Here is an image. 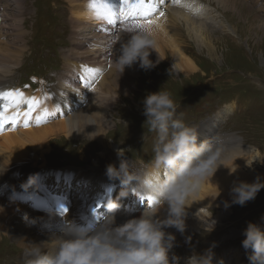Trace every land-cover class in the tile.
<instances>
[{"label": "rangeland", "instance_id": "1", "mask_svg": "<svg viewBox=\"0 0 264 264\" xmlns=\"http://www.w3.org/2000/svg\"><path fill=\"white\" fill-rule=\"evenodd\" d=\"M196 1L199 8L196 12H191L189 17L194 24L202 25L206 32L205 40H197L198 38L186 29L187 22L183 14L186 15L188 10L181 4V0H165L159 9L163 10L166 20H170L167 12L181 13V16L172 24L166 23V26L170 25L169 37L162 36L163 39L158 41L156 53L153 52L150 59L154 62L158 59L160 62L149 71H143L133 65L131 68L126 67L120 75L114 67L119 45L134 31L126 32L124 26L113 34L106 30L110 35L101 48L99 62L95 63L98 76L87 80L86 92L90 93L87 97L72 86V82L77 81L76 73L81 72L70 68L69 62H89L91 56L87 50L89 45L83 44V40L77 39L74 33L71 0H24L23 9L19 12L12 10V2L6 4L0 0V25L3 21V28L0 27V54L5 57L4 62L0 59L2 85L27 90L28 93L21 91L26 97L41 99V105L43 109L47 108V111L50 106L57 110L54 96L57 91L62 95L68 88L67 97L74 95L78 103H81L78 109L96 102L99 113L93 108V115L104 119L105 122L101 135H76L70 139L68 135L63 134L48 136L47 147L44 145L37 150L26 147L27 170L24 169L23 163H15L13 159L0 165L2 192H7L8 195L3 198L2 194L0 200L17 206L11 211L13 214L9 212L6 218L2 216L4 219L0 220V264H25L24 250L30 243L23 246L14 237L19 235L14 230L17 226L26 227L29 234L51 236L55 232L53 243L40 244L47 252L55 251L63 235L60 238V234L49 227L53 224L51 220L47 219L46 225L43 218L40 219L39 225L28 222L30 218L33 221L35 215L53 218L55 224L60 221L57 224L61 228L64 227V230L67 229L64 224L70 226L71 220L75 223L74 215L70 212L62 216L55 212H36L35 203L29 202L35 197L28 193L34 182L27 188L23 187L29 182V179H22L26 177V172L31 174L34 173L32 170L37 171L43 167H68L92 175L89 171L92 167L100 166L102 170H106L104 165L113 164V159L117 158V149H121L125 154L130 171L151 164L154 134L148 133L147 125L144 124L145 117L142 115V100L148 92H155L159 88L168 90L178 106V113L182 114L187 124L194 126H200L203 121L214 117L221 106L232 104V114L215 126L216 132L212 136L219 134L228 150L240 143L242 149L250 147L264 153V0ZM155 16L152 19L157 23ZM102 39L104 40V37ZM80 41V51L86 54L82 53L78 58L79 55L70 52L72 49L76 51L75 44ZM99 45L101 47L102 42ZM175 49L191 57L197 68L186 73L177 71L171 64ZM101 78H105L102 85L114 87L115 92L112 91L111 95L104 92L102 85L100 86ZM87 98L88 101L84 104ZM69 105L73 107L70 102ZM38 114L39 111L33 115L35 117ZM60 115L59 112L55 114L57 118L52 120L53 122L49 120L45 124L34 126L33 121L27 128L22 123H17L11 130L5 131L10 133L22 128L53 126L60 119ZM5 131H0V137L5 135ZM143 135L146 138L142 140ZM3 144L5 143L0 141V155L6 149ZM42 151L44 153L40 158ZM253 166L252 169L248 166L243 168L252 170L251 174L258 173L264 181V166ZM100 176L108 178L106 173H101ZM4 181L11 182L3 184ZM207 185L211 184L205 183L203 186ZM18 196L22 198V202L17 201ZM215 199L207 204L211 207L203 209L206 212L211 210V218L216 221L211 232V221L203 214L202 222L206 223L203 228L191 229L186 223L184 235L176 232L180 239L176 240L177 246L171 250L170 255L174 253L179 256L180 264H184L185 259L193 253L202 254L209 247H212L214 252L213 264H248L247 256L251 250L246 252L242 247V232L248 222L256 223L264 230V188L257 193L254 200L246 202L243 206L232 204V198L221 194ZM225 201L230 205L227 208L224 206ZM25 206L29 209L25 210ZM193 213L199 214L198 211L190 209L189 215ZM218 214L220 217L217 218ZM207 220L210 222L207 223ZM171 229L169 228L168 232ZM188 236L191 237V242L185 243L184 239Z\"/></svg>", "mask_w": 264, "mask_h": 264}, {"label": "clouds", "instance_id": "2", "mask_svg": "<svg viewBox=\"0 0 264 264\" xmlns=\"http://www.w3.org/2000/svg\"><path fill=\"white\" fill-rule=\"evenodd\" d=\"M157 43L152 30L133 32L119 45L115 69L120 75L133 65L143 71L154 69L160 61L154 62L150 56L156 53ZM168 74L171 76L169 70ZM142 115L148 133L154 134L151 164L130 171L125 154L117 149L119 166L108 164L106 175L110 180H118L122 190L117 200L110 198L105 202L106 212L100 223L82 227L69 221L70 226L62 230L63 236L54 252L30 243L24 250L25 264H180L179 256L170 255L177 246L176 237L166 230L173 228L184 235L189 209L198 203L202 186L213 183L212 177L221 167L228 169L229 175L235 173L239 167L234 163L237 159H244L248 167L254 162L264 163V158L249 163L242 156L233 157L218 134L199 140V128L184 121L168 90L159 88L148 92L142 100ZM145 138L143 135L142 140ZM33 182L30 178L23 187ZM262 188L264 181L259 176L251 183L234 181L230 189L231 203L243 206L254 200ZM130 189L153 197V202L147 204L139 216L116 224V215L121 209L119 198L126 197ZM215 189L216 198L220 195L216 184ZM224 206L230 205L225 201ZM162 208L163 216L159 215ZM192 215L196 217L195 213ZM205 215L211 221V232L216 221L211 218V210ZM242 235V247L246 252L251 250L248 264H264V230L248 222ZM190 242L191 237H185V243ZM213 258L214 252L209 247L202 254L187 257L184 264H213Z\"/></svg>", "mask_w": 264, "mask_h": 264}, {"label": "bare ground", "instance_id": "3", "mask_svg": "<svg viewBox=\"0 0 264 264\" xmlns=\"http://www.w3.org/2000/svg\"><path fill=\"white\" fill-rule=\"evenodd\" d=\"M3 1L6 2V4L12 2L14 4L13 9H12L14 12H19L21 9H23L24 0H3ZM115 1H117V0H113V2H115ZM193 1H195V2L192 3L189 0H181V4L184 5V7H186L187 10H188V12H187L186 15L183 14L184 19H186V21L185 20L184 21L187 22L186 29H188L189 32L192 35H194L196 38H198L197 40H199V39L205 40L204 38L206 37V32H205L204 28L202 27V25H200L198 23L197 24L196 23L194 24L193 20H191L192 18L189 17V16H191L190 15L191 12H196L198 10V8H199L198 7V4L196 3L197 1L196 0H193ZM70 3L72 5V7H73V10H72V13H71V15H72V18L71 19H72L73 24H74L73 25V28L75 29L74 30V33L76 35V38L77 39H82L83 41L86 40V39H89V38H94V39H92L93 40L92 48L89 47V49H87V50H88V53L90 54L91 58L94 59V60L95 59L97 60V59L100 58V52L102 51V49H101V47H100L99 44L101 42L100 39H102L104 37L103 31H106L105 23L102 22V21H98V20H96L94 18L93 12L90 11L89 8H88L89 1L88 2H84V1L81 2L79 0H71ZM159 10L161 11V9H159ZM167 15L170 16V20H168V19L166 20V17H165L166 15H164L163 17H159L158 14H157L155 16V19L157 18L158 19V22L157 23H154L152 25L151 30L154 32L157 41H159V40L161 41V39H163L162 36L166 37L168 35V37H169V34H170V25L166 26V23L172 24L175 21V19L180 18L181 13H173V14H170V12H167ZM194 15H196V14H194ZM2 23H3V21L1 22L0 27H2ZM112 26L110 27V29L112 28ZM82 43H81V41L80 42H77L75 44L76 51H73V49H72V52H70V53H74V54L79 55L78 58H80V56H81L82 53L83 54H86V52L80 51ZM157 46H159L158 43H157ZM173 48H174V46H173ZM177 50L178 49H175L176 52L174 53L173 60L171 61L172 62L171 64H173V66L175 67V69L177 71H182L184 73H186L188 71H191V70H195V68H197V66L194 63V60L191 57H189L187 54L183 53V52H180V51L177 52ZM179 50H181V48H179ZM159 53H161V52H159ZM0 59L4 62V60H5L4 54H0ZM64 61H65V57H64ZM88 63L89 62H86V61H82V62H77V61L72 62L71 61V62H69V66L73 70H79L82 75L89 76L90 79L93 78V77L96 78L98 76V73H96L95 67H93L92 64H88ZM87 65H90V66H87ZM85 68L92 69V70H94V72L90 75V74H88V73H86L84 71ZM69 73H71V72H69ZM105 78H101V80H100L101 83L99 82L100 83V86L102 85V83L105 80ZM2 83H3V80H2V77L0 76V91H1V89H4L5 88V85H2ZM97 85L99 86L98 83H97ZM101 87H103V91L104 92H106V93L109 92L110 95H111V92L112 91L115 92V90H114L115 88L114 87H110L109 88V87H104L103 85ZM57 93L59 94L61 92H58L57 91ZM116 93H118V92H116ZM104 99H107V98H104ZM69 102H70L69 99L67 97H65V99H62L61 102L58 101V100L57 101L55 100L54 105L56 106L57 110H55L54 108H51L52 106H50L48 108V112L52 114L50 116H53L54 114H57L58 112L61 113L60 119H58V121L55 122V124L53 126H46L45 125L46 127L42 126V127H39V128H29V129L22 128V129H20L18 131L10 132V133H8V132L5 131L4 132L5 135H3V136L0 137V141H2V142L5 143L3 145L6 148V149H4V153L2 155H0V165L2 163L3 164L4 163L5 164L6 163H9V160H12L13 159L12 161H14L15 163H18V164L23 163L24 169L27 170L28 169L27 168L28 166L26 167V165H25V162L27 161V157L25 156L26 155V147L31 148V150L40 149L39 147L44 146V145H45V147H47L46 145H47V138H48V136H57V135L63 134V135H68L69 136L68 139H70V137H76V135L78 137L81 136V135L83 136L85 134H87L88 136H94V134H100L101 135L102 128H103L105 122H104V119L98 118L95 115H93L94 114L93 108L97 111V113H99L98 112L99 109L97 110L98 107L96 108L97 103L95 102L92 105H87V107H85L86 106L85 105L84 106L85 108L81 107L79 109H75L74 107H72V106L69 105ZM233 108L234 107L232 106V104H228L227 103L226 105L221 106L219 108V109H221L220 111H218L219 109L216 111V113L214 114L215 116L213 115L214 117L209 118L208 121H203L200 126H197L199 128L198 129V131H199V140H203L205 138H210L213 135V133L216 132L215 126L217 124H219L220 122L225 121L226 120V117H228L230 114H232ZM40 110L41 111L43 110V106L42 105L40 106ZM32 123H31V125H32ZM223 144H224V142H223ZM242 147L243 146H241V144L239 143V144H237L235 147H233L230 150V152L233 155V157H235V156H242L249 163L253 159L264 158V153L263 152L260 153V152L254 150V149H252L250 147L249 148L242 149ZM45 150H48V149L45 148ZM43 153H44V151L41 152L40 158H42V154ZM115 159L117 160V158H115ZM230 162L231 161H228V163H230ZM234 163L239 166L238 169H237V171L235 173L229 175L228 169L221 167V168H219L217 170V172L215 173V175L212 177V182L214 184L213 183H208V184H211V185L203 186L201 188L200 195L197 197L198 203H194L192 205V207L190 208V209H193L194 211H198L199 214L195 215L196 217H194L192 214H190V215H188V218L186 219V223H188L190 225L191 229L203 228L204 225L206 224V223L203 224L202 218H201L202 217L201 214H203V216H204L205 213H206V210L209 207H211L210 205H207V204L209 202L213 201V199H214L215 192H216L215 184L218 185V187L220 189V194L222 196L227 197V198H232V196L230 194V189H231L234 181L241 180V181H246V182L251 183V182H253L256 179L257 176H259L262 179V176L259 175L258 173L251 174V171L252 170H250V171L244 170L243 167L246 166L244 159H237V160L234 161ZM114 165L116 167L119 166V164H117V163L114 164ZM253 165L264 166V163L254 162L252 164V166L250 167L251 169L254 167ZM104 167L106 169V165H104ZM101 170H102V168L100 166L92 167L91 169H89V171L92 172V173H94V171H101ZM73 172H74V174H73L72 177L66 178L65 176H63L61 178L63 180L68 179L69 181H72V182L78 181V178H77L78 175H81L83 172H80L78 170H73ZM57 173H58L57 171H51V174L52 175L49 176V178H50L49 181L50 182H54V181L59 180L58 179V176H57ZM84 174H88V172H84ZM47 178L45 179V181L47 180ZM22 179L24 180L25 177L22 178ZM86 180L89 181V180H91V178H86ZM93 181L94 182L92 183L91 189H90V186L84 187L82 189H84L85 193L87 191H89V193L90 192L92 193V196L98 197L95 200V201H97L100 198V196L102 195V193H101V190H102L101 187L102 186L100 185L101 182L99 181V179L96 178ZM109 182L111 183L112 180L109 181ZM78 186H80V185H78ZM209 186H211V187H209ZM119 187L122 190V186L119 185ZM34 190L47 192V189L44 187V183H41L40 186H38ZM121 190H119V191H121ZM30 191H32V190H30ZM111 192H113V187H110L109 188V193H111ZM2 194H3V192L1 190L0 191V196ZM127 195L130 196V197H132V198H135V202L138 205H141V202H140L141 199H140V197L141 196H144V195H142L140 193H134V194L133 193H128ZM7 196H8L7 195V192H5V194H3V198L4 197H7ZM205 197H207V198H205ZM214 200H216V199H214ZM91 202H92V200H91ZM79 203H77L75 205L72 204V206L70 208V210H71L70 213L75 212V209L77 208V206L79 205ZM144 203L147 204L146 201ZM217 204H218V202H217ZM146 206L147 205H145L144 207H146ZM14 207H17V206L14 205V204H10L8 202L7 203L6 202H2L0 200V220L1 219H4L3 217L7 216L9 212H11L12 210H14ZM217 207H219V206H217ZM24 209L27 210L29 208L25 206ZM143 209L144 208H142V207L139 206V207H136L133 211H125V210H123V211H125V214H119L118 213V215L116 216V224H121V223L125 222L127 219H130V218L139 216L140 213L143 211ZM190 209H189V211H190ZM203 209H206V210H203ZM161 211H160L159 215H161V216L165 215V212H164V209L163 208L161 209ZM207 212H209V211H207ZM11 214H13V212H11ZM216 217L217 218L220 217V214H218V216H216ZM41 218L45 219V225H46V220L47 219H48V221L51 220L53 224H52V226H49V227L52 228L53 230L57 231L60 234L59 236L61 238V235H63V231L62 230H64V227L61 228L57 224V223H60V221H58L55 224V220L53 218H45L44 216L42 217L40 215H35L34 216V220L36 221V223L33 224V225H37V224L39 225V222H40V219ZM208 218H206V219H208ZM58 219H61V218H58ZM65 220H67V218ZM31 221H32V219L30 218V223H31ZM208 222H210V221L207 220V223ZM4 227H5V225H4ZM14 230H15L16 233L19 234V235H14V237L23 246H24V244L26 245V244L33 243V242H37V244H43L44 245V244H48V243H53L55 241V236H56L55 235V232H54V234L52 233L51 236H48V235H46V236L44 235L43 236L41 234H29L30 233L29 232V229H27L24 226H17V227L14 228ZM167 231H168V229H167ZM170 232L175 235L176 240H179L180 239V237L177 236L178 234H176V230L175 229L172 228ZM43 233L44 232H42V234Z\"/></svg>", "mask_w": 264, "mask_h": 264}, {"label": "snow or ice", "instance_id": "4", "mask_svg": "<svg viewBox=\"0 0 264 264\" xmlns=\"http://www.w3.org/2000/svg\"><path fill=\"white\" fill-rule=\"evenodd\" d=\"M164 2L165 0H117L116 3H113V0H89L88 8L93 12L96 20L108 25H115L119 22L124 26L126 32H133L151 30L155 23L152 17L157 14L159 17L165 15L163 11L159 10L160 5ZM84 71L90 75L94 72L87 68ZM81 79L85 78L81 77ZM42 102L36 97H26L19 89L0 92V131L4 130L5 123L15 125L21 119L25 127L29 126L33 120V114L38 111L40 114L35 116V122L37 124L46 122L52 114L47 109L40 111ZM10 110L11 114H9ZM140 199L145 200L149 205L153 202L151 196H141ZM66 211V209H61V214L63 215Z\"/></svg>", "mask_w": 264, "mask_h": 264}]
</instances>
